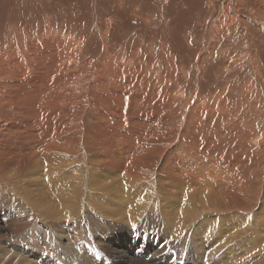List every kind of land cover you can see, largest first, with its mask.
Returning <instances> with one entry per match:
<instances>
[{"label":"rangeland","instance_id":"obj_1","mask_svg":"<svg viewBox=\"0 0 264 264\" xmlns=\"http://www.w3.org/2000/svg\"><path fill=\"white\" fill-rule=\"evenodd\" d=\"M215 23L219 27H214ZM98 30L104 32V35H101ZM53 34L75 42L74 51L77 56L69 64L68 70L75 72L74 76H78L74 80L78 87L69 91L68 94L76 95V98L55 103L44 95V103L54 105L51 109L41 110L42 117L49 116L47 128L41 125L39 128L35 126L37 123L34 122L39 120L34 113L25 116L16 110L19 117L12 120L14 131L11 130L12 134L0 136V159L5 152L10 151L18 155L16 159H21L35 130L40 131L39 139L42 140L47 130L67 129L64 126L65 123L69 127L79 125L81 122L79 117L69 122L56 111L72 101L81 103L87 97L95 67L107 54L114 58V65L122 63L128 65L133 55L142 57L146 72L149 67H154L156 84L164 81L168 71L165 58L167 55L171 57L174 71L173 83H176L177 87L173 95L177 98V104L182 105L180 120L173 127L174 132L185 126V118L190 113H195L194 126L216 127L218 135H223L234 142H237L238 138L227 134L226 124L232 126L231 122L236 120L240 123L241 132H252L264 138V0H0V54L6 49L22 52L27 41L33 43L36 39L43 40ZM104 46L108 47H106L107 54L104 53ZM40 64L35 71L36 76L44 72ZM88 64L90 70L83 69ZM0 97L4 98V94H0ZM149 100L152 103L153 100ZM18 101L29 103L32 108L36 107L29 98ZM5 103L12 104L11 101L2 103L0 101V114L5 112L3 110ZM222 107L223 116L219 111ZM130 110L132 112V107ZM100 111L102 113L103 110ZM131 112L129 115L132 114ZM71 113L77 114V112ZM221 117L222 126H220ZM134 118L139 120V129L143 133L141 129L143 115L134 116ZM119 121L120 127L127 130L129 136L134 137L133 119L118 118L112 122V125L110 123L107 132L101 128H106L104 122L101 127L97 124V129L93 125L91 127L87 125L85 128L94 135L103 137V140L105 136L111 141L110 130ZM159 127V124L155 125V128ZM44 128L46 130L43 131ZM77 133L82 135L78 137L75 133L61 134L63 140L59 143L58 149L65 151L68 155L57 150L60 176L67 180L78 168L80 170L78 177L82 175L84 177L80 179L83 202L88 197L92 202L99 204L102 211H107L110 207L109 197L114 194L124 172L118 170L104 173L89 136L82 131ZM211 142L204 146L202 142L189 140L173 147L169 156L170 165L165 167L163 174L160 172L156 177L164 183L155 182L152 174L147 171L145 182L150 187L147 199L152 193L156 194V201H152L147 206L149 208L151 206L154 210L156 204V213H152L150 217L148 214H143V217L135 221H138L134 223L135 225L132 223L122 225L123 227L117 223L111 225L108 220L105 222L100 219L96 214H102V211H91L90 207H86V212L82 211L72 217L71 222L61 214L60 205H55L54 194L49 198L46 197L47 205L37 201L40 206L33 207L28 200L23 199L19 179H12V176L4 177L2 173L5 172V168H0V255L3 253L5 257L0 264H23L22 259L28 264H42V261L41 263L38 261L39 255L45 257L46 264H71V261L76 264H87L84 258L88 264L95 262L114 264L116 261L101 249V242L105 241L107 235H117V240L122 239L125 242L121 245L137 243L136 250L142 249V254L134 255L133 252L128 251L129 256L148 262L151 254L156 252L158 247L161 248L163 245L165 247L169 242L165 240L163 244L164 237L159 235V233L162 234L163 225L160 223L163 221L158 218L160 217L158 191L163 192L166 182H169L168 174L174 172V179L185 185L184 181L190 178L206 177L202 174L203 168H213L218 166V163H229L232 158L234 159L233 152L230 153L221 148L218 140ZM8 146L10 148H7ZM165 148H169V145H165ZM113 152L108 149L107 154L112 153L113 156L115 155ZM256 153L264 155V148L257 150ZM85 156L87 164L84 160ZM67 157L69 158L65 162H61ZM209 157L214 163L209 160ZM71 159L76 162L69 163L70 167H66L67 162L72 161ZM35 162L36 171L39 172L44 167L42 159L39 158V161ZM25 167L21 166V168ZM186 168L190 177L179 176V172ZM67 169L70 170L66 171ZM260 172L264 173V163ZM256 174H258L257 171ZM89 177L96 183L91 184ZM132 186L134 192L131 188L126 191L134 196L135 194L139 196L140 191H136L137 188L140 190L143 186L145 187L140 183H133ZM11 187L16 189L13 190ZM240 190L238 188L237 191L240 192ZM32 192L35 195L43 193L40 189ZM259 196L258 193L255 200L247 201L245 212L249 213L252 209H257ZM77 201L81 204V199ZM229 214L232 216L231 220L236 218L234 216L236 213ZM56 216L57 219L53 220ZM106 223H108L107 226ZM185 233L184 230L181 236H175L176 239L171 241L168 249L165 247L167 256L164 257L162 264H166L165 259H169V264H172V260L174 264H185V262L186 264H205V262L210 264L208 252H210L211 242L203 237L204 242L194 247L189 238L190 233L184 237ZM73 234L78 236L76 247L78 256H84L81 261L75 260L70 253V250L74 248L70 238ZM47 235L51 239L49 244H47ZM142 235L146 236L144 241H142ZM149 238L150 242L146 240ZM117 240L115 243L118 242ZM6 242L9 244L8 247L14 250L13 252L6 246ZM183 242H186L185 245ZM30 253L34 255L32 261L29 259ZM199 253L200 255L197 256ZM13 260L17 263H13Z\"/></svg>","mask_w":264,"mask_h":264},{"label":"bare ground","instance_id":"obj_2","mask_svg":"<svg viewBox=\"0 0 264 264\" xmlns=\"http://www.w3.org/2000/svg\"><path fill=\"white\" fill-rule=\"evenodd\" d=\"M214 27H219V25L215 23ZM98 31L101 35H104V32ZM105 34L107 35V33ZM74 46V41L53 34L43 40L42 38L36 39L33 43L27 41L22 52H15L14 49H6L3 53L1 52L0 94L3 93L4 98L0 97V101L1 103L11 101L12 104L5 103L3 107L5 112L0 114V136L12 134L11 130L14 131L12 120L19 117L16 110H19V114L22 113L25 116L34 113L39 120V122H34L37 123L35 126L39 128V125H41L47 128L49 116L42 117L41 110L43 108L51 109L54 105L44 103V95L55 103H62L66 99L74 100L76 98V95L68 94L69 91L78 87L74 81L75 77L78 76H74L75 72L68 70L69 64L77 56L75 55ZM106 47L104 46V53L107 54L108 47ZM165 60L168 69L167 75L161 84H156L154 67H149L148 72H146L147 69L143 65L142 57L133 55L128 65L123 63L114 65V58L109 57L108 54L104 55L95 67L87 97L81 103L72 101L56 111L69 122H73L79 117L80 124L69 127L65 123L64 126L67 129L52 128L50 131L47 130L42 140L39 139L40 131L35 130L30 142L25 147L26 151L21 155V159H16L18 155L15 152L4 153L3 158L0 159V168H5V172L2 174L4 177L12 176V179H19L23 199L28 200L33 207L40 206L37 201L47 205L46 197L49 198L54 194L56 197L55 205H60L61 214L65 215L67 220L71 222L72 217L82 211L86 212V207H90L91 211H102L99 204L92 202L88 197L83 202L80 183L83 175L78 177L80 172L78 168L73 172L72 177L67 178V180L60 176V163L57 162V153L60 151L68 155L65 151L58 149L59 143L63 140L61 134L75 133L80 137L82 134L77 132L82 131V133L89 136L94 153L100 159L99 165L104 173L118 170L124 172L114 194L109 197V209L102 211V214L97 213V217L105 222L108 220L111 225H114V223L121 226L130 225L132 223L136 224L138 221H135L143 217V214H148L150 217L152 213H156V204L154 210L151 206L150 208L147 206L152 201H156V194L154 193L147 199L150 190L149 184L145 182L147 171L152 174L155 182L164 183L156 177L160 172L163 174L165 167L170 165L169 160L171 159H169V156L173 147L189 140L202 142L201 144L204 146L211 141L218 140L221 143V148L223 147L230 153L233 152L235 157L232 158V161L230 160L229 163L224 164L218 163V166L216 165L213 168H201L202 174L206 177L201 179L190 178L184 181L185 185L174 179V172L168 174L167 180L169 182H166L163 192L158 191L160 196V217L158 218L163 221L160 223V225H163L162 234L159 233V235L164 237L163 244H165V240H169V242L167 241L168 245L165 246L166 248L173 239H176L175 236H181L184 230L186 231L184 237L190 233L189 238L192 240L194 247L204 242L203 237L207 238L211 242L210 252H208L210 264L213 262L214 264H264V173L260 172L264 163V155L256 153L257 150L264 148V138L256 136L252 132H241L240 123L236 120L231 122L232 126L226 124L227 134L238 138V141L234 142L223 135H218L216 127L194 126L195 113H190L185 118V126L174 132L173 127L180 120L182 105L177 104V98L173 95L177 91V87L176 83H173L172 59L167 55ZM38 64L41 65L44 71L43 74L41 73L42 75L38 74L39 77L35 75ZM83 69L90 70L89 64ZM24 98H29L36 104V107L32 108L29 103L18 101ZM148 98L153 100L152 103ZM130 107H132V112ZM100 110H103V114ZM128 111L136 117L143 115V125H141L143 133L139 129V120L135 119L134 116L132 117L131 113L129 115ZM219 111L223 116V107L219 108ZM71 112H77V114ZM85 116L87 118H84ZM114 116L121 120L133 119L134 137L129 136L128 131L120 127V121L110 130L111 141L107 140L105 136V140H103V137L94 135L85 128L87 125L90 127L93 125L97 129L98 125L101 127L104 122L106 128H101L104 132H107L110 123L112 125V122L118 119ZM222 121L221 117L220 126H222ZM156 124H159L160 127L155 128ZM45 128L43 131L46 130ZM30 143L33 144L30 145ZM165 145H169V148H165ZM108 149L109 151L111 149V152L113 150L115 155L112 156V153L107 154ZM225 156L227 157V155ZM39 158L42 159L44 167L40 170L37 169L38 172L36 171L35 161H39ZM68 158H63L61 162H65ZM71 160L67 162L66 167H70L69 163L74 164L76 162L73 159ZM84 160L87 164L86 156ZM21 166L26 167L21 168ZM68 170L70 169L66 171ZM256 171L258 174H256ZM179 176L189 178L188 169L180 171ZM89 179L91 184L96 183L91 177ZM133 183L145 185L140 190L139 188L136 189V191H140V197L137 194L134 196V194L127 193L128 188H131L134 192ZM159 187L162 188L163 186ZM238 188L241 189L240 192L237 191ZM37 189H40L44 194L38 193L35 195L32 191ZM178 191L180 192L178 193ZM258 193L260 196L257 209H252L249 213L245 212L247 201L252 202L255 200ZM232 195L234 196L232 197ZM78 199H81V204L80 201H77ZM181 202L182 206L180 207ZM229 213H236L234 214L236 218L234 217L231 220L232 216ZM210 214L213 215L210 216ZM56 219L57 216L53 218V220ZM105 225L107 226L108 223ZM116 236L107 235L105 241L101 242V249L116 261V263L113 261L114 264H162L164 257L167 256V250L165 251L166 248L162 244L163 247H158L157 251L151 254L148 262L134 259V257L129 256L128 251L134 250L136 253H141L143 250H136L137 243H128L129 245L126 243V246L121 245L125 243L124 240L121 239V242L117 240ZM70 238L74 245L70 253L75 260L81 261L84 256H78L79 252L76 251L78 236L73 234ZM46 239L47 244H49L50 236L47 235ZM116 240L118 242L115 243ZM144 240L145 238L142 235V241ZM146 240L151 241L150 238ZM32 254L29 259L34 256ZM6 255L9 256L7 252ZM199 255L200 253L197 254V256ZM0 256V262L2 263L5 257L3 253ZM16 259L19 258L16 257ZM165 260L166 264H169V259ZM84 261L88 264L85 258ZM22 262L23 264L27 263L24 259H22ZM42 262V264H46L44 256ZM13 263L17 262L13 260ZM71 264L76 263L71 261ZM94 264L102 263L95 262ZM172 264H174L173 260Z\"/></svg>","mask_w":264,"mask_h":264},{"label":"built area","instance_id":"obj_3","mask_svg":"<svg viewBox=\"0 0 264 264\" xmlns=\"http://www.w3.org/2000/svg\"><path fill=\"white\" fill-rule=\"evenodd\" d=\"M6 246L8 247L9 246V244H8V242H6ZM9 248V247H8ZM10 249V248H9ZM10 251H12L11 249H10ZM13 252V251H12Z\"/></svg>","mask_w":264,"mask_h":264}]
</instances>
